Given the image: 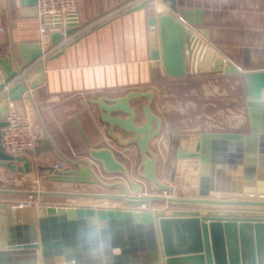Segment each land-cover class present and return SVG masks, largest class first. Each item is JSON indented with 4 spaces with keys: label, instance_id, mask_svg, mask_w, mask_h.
<instances>
[{
    "label": "crops",
    "instance_id": "1",
    "mask_svg": "<svg viewBox=\"0 0 264 264\" xmlns=\"http://www.w3.org/2000/svg\"><path fill=\"white\" fill-rule=\"evenodd\" d=\"M133 1L77 0L78 30L52 44L51 32L54 29L49 28L42 34L38 17L22 18L18 14L17 0H0V58H4L7 66L15 70V64L21 67L19 45L34 44L42 50L41 56L23 70L25 75L37 64L43 65L42 72L27 80L37 86L25 90L20 99L8 101V110L16 108L28 114L41 133L36 148L27 156L31 160L54 166L62 164L63 169L68 168L65 159L78 161L88 156V149L79 131L81 128L92 147L110 148L116 159L133 174V180L139 183L133 173L135 155L131 149L139 147L133 144L132 134L119 126H109L103 119V106L130 92L142 95L151 93V111L161 122V127L158 135L149 141V147L157 145L155 156L160 158L163 165L166 163L163 150L174 146L175 157L181 167L180 173L184 174L185 184L192 180L196 196L202 171L207 172L210 183L221 184L222 191H210L213 196H260L258 193L245 192L247 187H251L250 181L254 183L252 187L256 188L259 182H263L264 173L258 165L251 178L244 161L241 164H216L210 155L209 161L202 166L199 158L176 155L178 149L194 151L203 133H251L253 122L246 105L247 96L245 92L242 95L234 92V86L228 82L235 75L218 74L221 71L217 69L214 60L206 62L200 74L193 72L194 66L186 53V42L187 77L168 76L160 58L157 16L170 11L164 6L157 8L158 2L155 1L143 9L127 12L129 9H125V6ZM178 3L181 8L202 11L200 26L205 28L208 35V39L204 38L211 42L218 41L217 50L227 54L226 58L237 67L241 70L259 69L258 66L264 68V0H178ZM242 7L246 11L239 14ZM172 14L180 19L178 13ZM68 28L70 26H63L60 30L65 33ZM32 49L28 48L26 53L30 54ZM43 55L46 58L42 59ZM0 77H3L1 67ZM19 78L17 75L0 90V98L7 94ZM173 90L184 92L176 96ZM148 102L145 96L129 101L137 116L135 124L142 125L145 122L143 108ZM111 116L127 117L122 112H114ZM256 124L257 129L261 128V112L257 115ZM36 149L39 151L37 156L34 153ZM96 166L97 176L104 183L112 184L122 180L116 175L107 174L99 165ZM48 180L56 185L54 187H67L66 191L51 192L53 194L50 196L85 201L59 206L125 207L122 200L115 198L86 196L117 195L120 193L117 187L58 182L52 180L50 175ZM77 186L81 188L74 190ZM15 192L0 190L1 194ZM0 202L16 205L30 203L12 198L0 199Z\"/></svg>",
    "mask_w": 264,
    "mask_h": 264
},
{
    "label": "water",
    "instance_id": "2",
    "mask_svg": "<svg viewBox=\"0 0 264 264\" xmlns=\"http://www.w3.org/2000/svg\"><path fill=\"white\" fill-rule=\"evenodd\" d=\"M153 0H144L127 12L143 9ZM19 16L37 17V0H17ZM170 12L157 16L160 38V58L165 73L170 77H187L185 60L186 24L208 39L201 25V10L179 7L178 0H161ZM178 13L180 19L174 16ZM182 21H185L183 23ZM45 26L51 32L52 44L65 35L78 30L77 14L67 16L65 25L70 28L63 33L59 15L44 17ZM33 48L31 53L26 51ZM221 49H223L221 47ZM21 67L9 68L0 58L3 77L0 90L19 75L16 82L0 98V128L6 125L8 101L20 99L22 93L37 84L27 82L32 75L43 71L37 64L25 75V70L41 56L37 45L18 46ZM6 63V64H5ZM234 74L241 80L247 96L246 105L253 122L251 133H203L194 151L178 149L177 156L199 158L202 166L209 161L216 164H246V171L253 177L255 166L264 173V69L241 71L229 58L219 59L218 70ZM145 96L149 102L143 108L145 122L135 124L136 113L129 101ZM151 93L130 92L115 102L104 105L103 119L110 127L119 126L133 135V144L142 155L143 176L153 185L157 194L143 192V187L131 177L128 168L115 157L108 147L94 148L85 134L79 131L88 149L87 158L78 161L65 159L68 168L60 169L52 164L36 165L37 170L47 172L58 182L100 184L117 187V195L87 194L93 198H115L125 207L102 208L91 206H56L11 204L0 202V264H264V175L257 188L249 182L245 192L258 193L260 198L216 197L210 191H222L220 182L210 183L207 172L202 171L195 197L173 196L170 184L162 183L156 173V156L151 154L149 141L159 133L161 122L151 111ZM122 112L127 117H113ZM262 113L261 128L257 129V115ZM247 145L244 146V141ZM228 144V145H227ZM35 156L39 151L35 150ZM151 154V157H148ZM122 176L121 181L104 183L95 169ZM33 166L27 155L13 156L3 151L0 131V167L11 171L29 172ZM169 193L165 196L159 193ZM34 200L38 192H28ZM51 192H39L50 195ZM59 194V193H58ZM62 195H64L62 193ZM73 195V194H65ZM161 202L168 205L193 207L172 210L133 209L142 204Z\"/></svg>",
    "mask_w": 264,
    "mask_h": 264
},
{
    "label": "rangeland",
    "instance_id": "3",
    "mask_svg": "<svg viewBox=\"0 0 264 264\" xmlns=\"http://www.w3.org/2000/svg\"><path fill=\"white\" fill-rule=\"evenodd\" d=\"M144 1V0H143ZM158 2L156 6L157 8H162L163 6L166 7V5L162 4L161 0H153L151 3L154 4ZM154 6V5H153ZM194 9V8H192ZM195 10V9H194ZM200 10V9H199ZM241 11H246L245 8H240ZM202 12V11H201ZM202 15V14H201ZM188 25V24H187ZM192 26V25H191ZM225 38V37H223ZM225 40V39H224ZM209 44L215 48L216 50L219 49V42L218 41H208ZM220 58H226V55L224 52H219L217 50ZM259 69H262L261 66H258ZM258 69V68H257ZM264 69V68H263ZM249 70H254V69H248ZM218 74H225L222 70H219ZM241 71H246V70H241ZM215 73V72H213ZM200 74V73H199ZM230 81V80H229ZM234 86V92L237 94H243L244 89L241 83V80L239 79L238 76H233L230 83ZM175 92V95L177 96L178 94H182L184 92L183 90H173ZM187 92V90H186ZM136 145V144H135ZM133 150V157L135 160V166L133 168V173L135 177L139 180V184L143 187V192L147 194H157L156 190L154 189L153 185L143 176L142 170H141V162H142V155L140 153L139 148ZM154 149H158L157 145H155L154 148H150L151 154H156L154 152ZM162 151V150H160ZM137 152V154H136ZM158 153V152H157ZM163 153L166 155V163L165 165L162 164L160 161V158L157 157L156 155V173L159 178V180L164 183V184H170L173 188L172 195L173 196H179V197H195L196 196V191L193 187L194 183L192 180H188L189 183L187 182L185 184L184 180V174L180 173L181 167L178 165V160L175 157V149L174 146L171 149L163 150ZM151 154H148V157H151ZM160 154V153H159ZM31 159V158H30ZM33 166L31 167V170L29 172H19V171H11L6 168L0 167V190H9L11 191H16L15 193H0V199H17V200H25L36 205H49V204H54V205H61V204H74V203H85L84 200H76V199H65L61 198L60 196H50V195H39V192H56V191H66L67 187L65 185L63 187H54L56 185L52 184L48 180L49 174H47L44 171L37 170L36 165H46L43 163V161H36V159H32ZM109 174V173H107ZM111 175H116L119 178L122 179V176L118 174H111ZM133 174H131V177ZM70 183V182H69ZM83 184V183H82ZM81 186V185H80ZM60 188V189H59ZM81 187L77 186L73 188L74 190H79ZM31 191H36L38 192L36 194L35 199L33 200L31 198V195L28 192ZM161 194V193H159ZM169 195V193H167ZM147 206V204H146ZM149 209H156V210H165V211H170L173 208L177 207H188V206H180V205H168L166 203H161V202H151L147 206ZM193 208V207H192Z\"/></svg>",
    "mask_w": 264,
    "mask_h": 264
},
{
    "label": "built area",
    "instance_id": "4",
    "mask_svg": "<svg viewBox=\"0 0 264 264\" xmlns=\"http://www.w3.org/2000/svg\"><path fill=\"white\" fill-rule=\"evenodd\" d=\"M142 1L143 0H135L132 4L125 6V9H130ZM36 7L38 12L37 17L40 22V32L42 34H45L49 29V27L45 26V16H61L63 27L66 26V17L77 14L78 9L77 0H37ZM186 32V53L188 59L194 68H202L198 72L200 73L206 66L204 64L210 60V57L206 56L207 53L204 55L203 50L206 51V49H211L216 52V49L213 48L209 42L194 29L193 26L186 25ZM209 53L212 52L209 51ZM44 58H46V55L42 56V59ZM4 119L6 121V125L0 128L1 146L3 151L13 156L27 155L28 153L33 152L41 137L39 128L33 119L28 114L21 112L16 108H10ZM56 167L63 169L62 164H57ZM161 194L167 196V192L165 191ZM134 209L148 210L149 208L146 204H142L134 207Z\"/></svg>",
    "mask_w": 264,
    "mask_h": 264
},
{
    "label": "bare ground",
    "instance_id": "5",
    "mask_svg": "<svg viewBox=\"0 0 264 264\" xmlns=\"http://www.w3.org/2000/svg\"><path fill=\"white\" fill-rule=\"evenodd\" d=\"M214 50V49H213ZM209 51H211L212 53H209ZM203 53H204V55H205V53H207V55L206 56H209L210 57V61L212 62V60H214L217 64L219 63V59H220V56L218 57V55H219V53L218 52H214V51H212L211 49H206V51H204L203 50ZM221 59H222V61L224 62V60H225V58H222L221 57ZM226 66V63H223L222 64V71H223V69H224V67ZM200 69H202V68H200L199 67V69H198V67H196V68H194V70H193V72H195L196 71V73L197 72H199L200 71ZM218 69V68H217ZM187 70V69H186ZM189 70H187V72H188ZM202 71V70H201ZM262 98L264 99V91H263V93H262ZM138 108V107H137ZM220 194H218V196H219ZM240 196V195H239ZM243 195H241V197H242ZM217 197V196H216ZM220 197V196H219ZM229 197V196H228ZM227 197V198H228ZM260 198V196H245V198ZM264 198V197H263ZM152 210H156V209H152Z\"/></svg>",
    "mask_w": 264,
    "mask_h": 264
}]
</instances>
